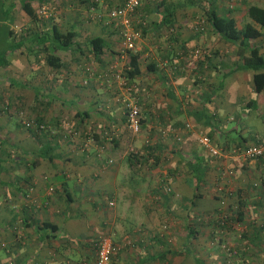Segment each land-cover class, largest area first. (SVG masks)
Returning a JSON list of instances; mask_svg holds the SVG:
<instances>
[{
	"label": "crops",
	"instance_id": "crops-1",
	"mask_svg": "<svg viewBox=\"0 0 264 264\" xmlns=\"http://www.w3.org/2000/svg\"><path fill=\"white\" fill-rule=\"evenodd\" d=\"M121 1L43 3L75 36L68 49L58 51L60 67L46 64V75L31 69L25 50L24 79L12 80L20 86L23 104L47 127L38 133L33 128L22 131L20 141L14 137L10 145L21 152L20 158L0 160V188L5 192L0 195L11 198L0 216V264H95L102 231L121 245L110 264H169L163 232L147 237L141 231L158 227L157 213L172 218L174 198L184 208L175 216L180 219L177 235L183 234L180 246L193 234L190 229L198 231L187 205L193 204L194 193H237L238 200L264 207V155L246 161L213 156L199 142V133L219 147L264 141V92L253 89V70L235 68L240 61L236 44L215 31L203 11L217 7L238 21H249L246 4L264 6V0H144L135 13L143 22L141 37L132 49L124 48L109 14ZM166 6L173 11L167 19ZM95 35L104 38L100 52L87 42ZM258 41L264 43V30ZM132 54L137 55L138 71L129 76ZM121 78L137 91L142 116L138 135L126 127L118 98ZM230 121L235 123L230 126ZM65 122L84 135L70 138L71 129L62 128ZM132 149L145 154L147 170L139 169L142 157L129 156ZM125 159L123 180L118 174ZM52 186L55 193L49 190ZM152 193L162 197L161 207L149 199ZM263 211L258 217L262 223L245 234L248 245L264 244ZM157 245L162 248L156 251ZM260 258L264 262V252Z\"/></svg>",
	"mask_w": 264,
	"mask_h": 264
},
{
	"label": "rangeland",
	"instance_id": "rangeland-1",
	"mask_svg": "<svg viewBox=\"0 0 264 264\" xmlns=\"http://www.w3.org/2000/svg\"><path fill=\"white\" fill-rule=\"evenodd\" d=\"M13 1V9L15 11L16 16L11 24V27L17 35H28L31 32L42 30L45 27L50 26L51 23L55 21L52 9H48L46 5L42 6L39 18L37 20H33L31 19V17H29V15H27L24 11L19 8V3L17 2V0ZM49 11H51V14L49 13ZM50 17H52L53 20ZM239 22L243 24L245 20H239ZM55 23H57L63 30L68 27V23L64 21L62 23H58L55 21ZM139 23L143 22H139L138 20V22L135 23V27H139V30L141 31V26H139ZM224 42L225 44H227L226 41ZM2 47L3 42L0 41V50L2 49ZM27 54L28 53L25 50H15L9 56L10 62L6 66L0 67V157L3 161H13L17 157L20 158L21 152L17 150V147L12 148L10 145L12 144L14 137L17 139H14V141H20V135L22 131H25V129L33 128L31 124H28L27 122H30L33 125L34 122H36L37 120L36 115L32 113L29 108L26 107L25 104H23L22 97L20 94H18V92L20 91V86H16L12 83L13 79L18 81L24 79L23 74H25L26 72ZM43 55L44 51H41L39 49L33 53L29 52L28 56L30 57V60L28 63H30L31 69L35 68V73L36 69H40L39 73L42 75H46L48 74V72L46 71L48 68L46 67L47 62L44 60ZM34 77H36V75ZM20 84L23 86L22 83ZM234 123V121H230V126ZM62 128L64 130H66L67 128L71 129V132H68L70 134V138H74L79 135H84V131H82L80 128L74 127L73 124H70V122L63 123ZM140 131L134 133L133 135L140 134ZM199 134L202 135L204 133ZM236 134L237 133H233V135ZM222 148L224 150L229 149V147ZM134 150L135 149L129 151L130 153H135L134 158H143V161L139 163V169L143 170L144 168V170H147V165L144 161L145 154L138 149L137 151ZM126 160L127 159L122 162L120 167V173L118 174L119 177H123V180H125V175L122 174L121 171L126 166ZM154 174H158V172ZM2 175L5 176L4 173H2ZM150 175L151 174H149V177ZM229 176H232V174H228L227 177ZM142 182L144 183L145 180H143ZM129 183V187L133 185V182L129 181ZM134 184H139V181H134ZM166 185L164 186V189H166ZM1 187L2 189L0 188V193H5L3 192L4 186L2 185ZM49 190L51 193H55L57 189L52 186V189ZM122 198L123 199L121 206L124 207L125 201L123 196ZM9 199H11L9 196L4 197L3 194L0 195V216H3L5 214V210L3 209L5 208L4 203L5 201L8 202ZM149 199L154 201V206H156L157 208L161 207L160 203L162 197L159 195V193H152V197ZM15 204L16 203L12 205V208L14 210L16 207ZM173 204V214L169 215L172 216V218H168L166 215H161L157 213L156 225H158V227L152 230L147 229L141 231L146 236H150L154 232L155 234H160V232H163V239H165L167 243L163 247L169 249L167 253V255L170 257L169 264H196L192 253L197 255L200 259L204 260V264H250V259H252V264H264V262H260V255L264 252V244L248 245L245 235L251 233L253 229H255L258 225L262 223L260 219H258V217L260 216V211L264 210V207H262L263 203L245 202V211L243 214V218L236 219V211L238 209L237 193H203L201 197H194L193 204L188 202L187 205L188 209H193V212L195 213L193 214L192 218H190V222L192 219H194V223H199L197 226L198 231H194V233L189 236L188 242L184 246H180L181 239L179 237V235L183 236V234L178 232L177 235L175 229V224H180V219L175 218V216H180L179 209L181 208L180 201L178 200V198H174ZM254 204H259V207H255ZM248 208H250V211L248 210ZM258 208H260V210H258ZM181 210H184V208H182ZM16 223H20V219L18 217ZM103 232L105 233L106 231H102V233ZM165 235L167 236V238ZM117 246L119 247L118 249L121 248V245L118 244ZM131 246L133 248L140 247L139 245ZM159 248H162L161 245H157L155 247L156 251ZM246 257L247 260L245 259ZM158 264H161V262L159 261Z\"/></svg>",
	"mask_w": 264,
	"mask_h": 264
},
{
	"label": "trees",
	"instance_id": "trees-1",
	"mask_svg": "<svg viewBox=\"0 0 264 264\" xmlns=\"http://www.w3.org/2000/svg\"><path fill=\"white\" fill-rule=\"evenodd\" d=\"M45 1L46 0H17L19 8L33 20L39 18L41 8ZM13 7V0H0V41L3 42V47L0 50V67L6 66L10 62L9 56L15 50L36 52L38 49L44 51V60L50 66L60 67L61 55L58 51H65L73 44L75 36L74 29L70 27L62 30L55 22H52L51 25L47 27L48 29L45 33L38 30L29 35H17L11 27L16 16ZM165 8L166 12L163 16L167 19V17L172 15L173 11L168 6ZM203 11L207 16L210 26L215 31L220 32L225 40L236 44L237 55L240 61L235 68L253 70V89L257 92H264V52L261 51L264 43L263 41H258L264 30V6L255 2L247 3L245 11L250 20L245 21L243 24L234 16L220 12L217 7L209 6L204 8ZM87 42L96 52H100L105 45L104 38L100 35L90 36ZM130 64L132 65V69L127 70V75L129 76L138 71L137 55L132 54L130 56ZM249 102L255 103L254 100H250ZM41 123H44L41 118L36 120L37 125ZM35 131L38 133V131H40L39 127L37 129L35 128ZM256 143H264V141L254 140L247 145ZM239 146L244 147L246 145L243 146L238 143L232 144L229 150ZM131 155L133 154L130 153L129 156ZM262 155H264V153L255 158H259ZM197 195L198 193H194V197ZM244 206L245 201L240 198L238 200L236 219L243 218ZM194 231L195 229H190V233H194ZM192 254L197 264H203L197 255L194 253Z\"/></svg>",
	"mask_w": 264,
	"mask_h": 264
},
{
	"label": "built area",
	"instance_id": "built-area-1",
	"mask_svg": "<svg viewBox=\"0 0 264 264\" xmlns=\"http://www.w3.org/2000/svg\"><path fill=\"white\" fill-rule=\"evenodd\" d=\"M143 1L144 0H122L120 3L112 6L109 10L111 18L120 29L122 43L125 49H132L135 45V41L141 35L139 27H135V23L138 22L135 13ZM120 81L123 88L118 98L123 103L125 110L126 127L132 133H137L141 129V113L137 91L134 85L127 83L124 78H121ZM27 123L31 124L34 129L39 127V130H43L46 127L44 123L39 125H37L36 122H34L33 125L30 122ZM199 142L205 147V149H207L209 154L215 156L235 155L242 160H246L255 158L264 153V143L250 144L244 147L239 146L233 147L230 150H224L222 147L215 145L207 134L200 135ZM228 172L230 171H225L224 173L226 174ZM50 189H52V187H50ZM166 190L167 192L172 191L170 184L166 185ZM118 248L119 247L114 243L108 233H101L96 245V264H108L111 255L115 253Z\"/></svg>",
	"mask_w": 264,
	"mask_h": 264
}]
</instances>
